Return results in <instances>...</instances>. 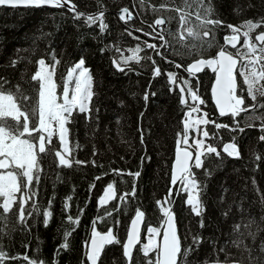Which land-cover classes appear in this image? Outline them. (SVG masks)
<instances>
[{
  "label": "trees",
  "instance_id": "trees-1",
  "mask_svg": "<svg viewBox=\"0 0 264 264\" xmlns=\"http://www.w3.org/2000/svg\"><path fill=\"white\" fill-rule=\"evenodd\" d=\"M72 5H75L76 12L88 15L102 12L107 28L100 31L98 20L89 26L84 17L74 19L75 13L68 10ZM161 5L165 7L161 8ZM212 5L214 13L211 18L224 23L213 29L214 39L209 37L196 42L187 36L178 41L175 35L179 14L173 9L181 6V0H71L68 7L59 9L0 7V78L7 81L5 91L15 90L14 86L18 85L22 94L30 97L27 101L29 109L35 106L39 82L32 77L39 70L38 61L43 59L46 65H51L55 57L59 61L54 70L59 93L67 83L69 71L81 59L93 77L94 93L92 111L79 113L74 109L71 121L66 124L68 145L72 151L71 155H65L70 161L83 163H72L71 167L59 165L58 158L51 154L60 149L59 136L53 133L52 142L48 144L47 134L44 133L49 154L38 156L42 171L39 184L34 179L31 186L36 195L24 205L27 226L17 218L21 195L18 192L4 226L0 227V249L7 253L3 264H29V261L89 264L86 245L94 228L102 234L111 229L120 241L106 247L99 264H126L123 245L136 210L140 209L146 216L144 243L150 228H163L166 217L157 201L165 198L171 200L170 209L176 217L182 250L192 246L193 236L202 238L196 250L188 254L187 264L201 253L205 254L202 264L225 262L232 248L228 234L234 227L229 213L234 203H229L228 193L235 184L242 209L252 225L246 246L261 261L264 260V251H261L264 247V141L259 139L264 134L260 131L264 124V109L241 112L235 120L239 121L244 131L224 128L221 139L213 124L208 126V141L221 156L217 158L215 154H208L207 158H202V168L192 169L203 188L200 193L204 209L201 216H196L186 206L187 195L172 187L171 171L166 180L162 173L166 161L172 162L175 158L177 140L184 136L183 120L189 110L181 103L179 88L170 82L169 73L175 74L177 81L189 80L194 90L199 85L205 101L203 109L209 120L227 124L230 128L236 126L232 116L219 117L212 103L210 90L214 75L205 71L194 77L185 68L198 59L215 56L221 47L226 48L224 39L231 34L226 25L238 26L246 20L255 22L264 18V0H212ZM154 8L160 10L154 11ZM123 9H129L135 19L121 20L118 13ZM158 18L166 21L164 28L167 31L162 33L163 39L153 34V29H156L154 22ZM261 32H264V26L251 34L253 40ZM241 39L240 47L244 44L242 35ZM209 40L211 46L207 42ZM147 44H155L159 54L147 48ZM137 47L141 49L138 53L135 52ZM236 50L231 52L235 54ZM134 56H150L151 60L141 59L137 63ZM125 59L126 65L123 63ZM114 60L119 61L125 71H119ZM177 64L181 67L177 68ZM155 67L160 69V75L154 76ZM237 77L238 95L245 97L243 107H248L252 101L247 97L246 86L238 72ZM146 93L147 101L144 99ZM97 97L99 104L95 103ZM262 100L264 98L258 97L257 103ZM188 101L189 104L194 103L189 96ZM35 124L36 121L30 119V128ZM101 130L110 133L99 141L98 146L108 156L118 159L120 164L117 169L122 175L113 172L101 159L102 155L94 150L93 141ZM40 134L33 133L34 136ZM213 134L218 138H211ZM123 136L128 147L125 152L118 143ZM84 137L93 140L89 146L83 142ZM25 138H28L27 135ZM141 139L148 143L149 151L140 159L143 152L139 143ZM233 139L240 151L239 159L222 151L223 145ZM9 170L12 169H0V172ZM137 171L141 175L135 181V198L129 196L127 203L120 202L119 197L131 192L133 186V177L127 173ZM107 174H113V177L104 183ZM109 184L113 185L117 197L109 205L101 207L99 201L102 194H96L95 189L99 187L103 191ZM33 204L39 211L33 210L29 214ZM45 211L52 213L47 226L44 224ZM69 216L73 220L79 219V224L69 221ZM66 231L71 232L68 249L61 247ZM141 249L142 246H139L135 251L131 264H145L146 258ZM25 256L28 260L24 259ZM149 256L154 257L155 252H149Z\"/></svg>",
  "mask_w": 264,
  "mask_h": 264
},
{
  "label": "snow or ice",
  "instance_id": "snow-or-ice-1",
  "mask_svg": "<svg viewBox=\"0 0 264 264\" xmlns=\"http://www.w3.org/2000/svg\"><path fill=\"white\" fill-rule=\"evenodd\" d=\"M143 2V0H142ZM66 4H71V0H0V6H7L11 8H17L19 6L40 8L44 6H50L54 8H63ZM165 7L161 5V8ZM69 11L74 12V19H80L84 17L85 23L91 26L97 20L99 21L100 31H104L107 25L103 21V13L99 15H88L85 13L76 12L75 5H72ZM158 11L160 9H153ZM179 16V27L176 30L175 35L178 41L185 39V36L191 38L194 42L203 41L205 38L212 37L213 29L223 25V21L219 19H212L214 13V7L212 0H181V6L174 8ZM123 13L131 16L128 9H123ZM124 19V15L120 17ZM171 19V18H170ZM155 25L165 26L166 21L163 18L155 20ZM211 26V27H210ZM264 26V18L257 21L246 20L241 25L234 26L231 24L226 25L231 30V34L225 37V44H230L232 48L237 49L233 54L221 47L215 58L211 59H199L190 66L185 68V71L192 74L194 72L201 71L204 67H208L216 74L215 86L212 88V95L215 99L217 108L221 116L230 114L235 123L234 128H230V131L243 132L244 128L240 127L239 121L235 120L241 112L256 111L264 109V100L257 103V98H264V32L255 35L254 40L252 33L258 28ZM243 29V32H241ZM155 31V28L153 29ZM167 31L166 28L161 29V33ZM160 35L163 39V35ZM131 35V33H129ZM173 33H169L172 35ZM147 35V34H146ZM241 35L244 37V44L237 48ZM214 39V37H212ZM211 46V40L207 41ZM166 43V42H165ZM147 48L157 51L159 49L155 44H147ZM195 47V43L193 44ZM247 51H244V50ZM141 49L137 47L135 52H140ZM133 59L138 63L141 59L151 60V57L134 56ZM238 61L240 66L237 69ZM113 63L119 69V71H125L124 67H121L120 62L114 60ZM127 64V59L123 61ZM155 64V61H152ZM15 64V62H13ZM59 61L53 57V63L46 65L43 59L38 61L39 70L33 75L32 79L39 82L38 101L35 106L30 109L27 106V101L30 97L25 96L20 91L19 86H14L15 90L9 89L5 91L7 81L0 78V169H12L6 172V174H0V227L4 226V222L7 220V213L10 211L11 206L16 201V193H20V204L18 207V221L27 226L28 217L25 216V203L36 195L35 189H33L32 183L35 179L36 184H39L40 172L42 168L38 163L39 154H49V150L46 149V137L44 133H47V143L52 142V124L58 125V136L60 149L55 150L53 153L58 158V164L71 167L72 163L81 164L82 161L68 160L62 153L71 155V149L69 148L67 141L68 129L66 124L71 121V116L74 109L79 113H90L92 109L89 107L91 98L94 95L92 91L93 77L90 70L84 67V60L81 59L74 67L69 71V82L74 78V94L69 99V89L65 85L63 90V102L58 103V97L56 95V84L53 82V75L56 65ZM177 68L181 65L177 64ZM51 69V70H49ZM242 77L243 85L246 86L247 97L250 98L252 103L248 107H242L245 104V97L243 95H237V78L236 73ZM155 75H160V69L154 68ZM169 80L172 84L180 89L181 103L189 108L184 121V136L177 140V155L175 159V166L171 183L176 185L177 180H180V191L187 193L186 204L191 206V210L196 216H201L203 213V204L200 200V193L203 188L200 182L196 179L195 173L192 168L200 169L203 167L204 161L201 157H208V154H215L217 158H220L221 153L217 151V148L211 144L205 146L204 139H197L192 145H188V130L192 125L188 123V118L193 113L200 112L199 104H204L205 101L199 96V85L197 84L195 90L189 80L182 79L177 81L175 74L169 73ZM183 84V86H181ZM185 93L191 98L192 102L199 101V104H189ZM154 95V93H153ZM145 101L148 100L147 93L144 96ZM259 118V117H258ZM30 119L35 120L34 127L29 126ZM215 125L216 129L229 128L227 124H217L215 121L207 119V113H204L203 118L194 121V124H209ZM252 127L253 125H247ZM202 133L203 138H209V132L207 130H199ZM261 133H264V124L260 128ZM39 132L40 135H33V133ZM27 135L28 138H25ZM211 138H218L215 134ZM259 139L264 141V134L260 135ZM143 143V139H141ZM188 145L189 148L196 149V156L193 160L192 152L187 148L181 149L180 144ZM222 151L229 157L240 158V151L235 143V139L232 142L223 145ZM258 158V157H257ZM95 165V161H93ZM117 175H122L119 169H114ZM133 177V186L131 192H125L119 197V201L127 203V197L136 196V179L140 177V172L127 173ZM99 179V177H97ZM109 191L105 193V198L101 199L99 203L103 205L106 199H115L113 193V185H108ZM110 193H112L110 195ZM171 189L169 191V197H171ZM171 204V200L165 201ZM160 204V201H157ZM39 211L33 204L29 210L31 212ZM111 215V211L108 212ZM52 215L51 211L44 212V224L47 226L48 218ZM163 215L166 219L163 221L166 225V229L163 234L161 244L158 246L154 241L149 242L141 249L142 255L146 258L145 264H187L188 254L196 250V246L202 243V238L199 236H193L192 246L186 249L181 248V242L175 227V214L170 208L163 210ZM144 216L143 211L136 210V219L132 222L133 232L129 235L128 241L123 245V254L126 258V264H130L132 259V247L135 239V228L137 222ZM73 224H79V219L73 220L71 216L67 217ZM201 227L203 223L201 222ZM239 225L234 226V230H238ZM150 234L159 235L157 228H150ZM71 235L70 231H66L64 235V242L61 247L64 249L69 248L68 238ZM119 244L120 241L113 234L110 229L106 234L101 235L99 232L93 231V238L90 243L86 245L87 252L86 257L90 264H99L100 256L105 244ZM242 240L234 241L233 244L236 248L240 249ZM155 252L154 257L149 256V252ZM244 251L249 252L251 250L245 247ZM264 251V247L261 248ZM7 258V253L0 249V264ZM18 257H14L16 259ZM28 260V257H24ZM29 264H43L42 261H29ZM217 264H227V262H217ZM231 264H242L239 260H233Z\"/></svg>",
  "mask_w": 264,
  "mask_h": 264
},
{
  "label": "rangeland",
  "instance_id": "rangeland-1",
  "mask_svg": "<svg viewBox=\"0 0 264 264\" xmlns=\"http://www.w3.org/2000/svg\"><path fill=\"white\" fill-rule=\"evenodd\" d=\"M49 70H51V69H49ZM52 79H53V82L55 83L54 75H53ZM66 85H67V87L69 89V99H71L73 94H74V85H75L74 78H73V80L71 82H69V77H68ZM63 90H64V88H63ZM55 91H56L57 97L59 98L57 102L58 103H62L63 102V91L61 93H59L57 89ZM199 96H200L201 99H203L200 91H199ZM99 100H100L99 97H97L95 102L98 103ZM187 112L185 113V116H184L183 127H184V121H185ZM204 113H206V112L200 109V112L193 113L192 116L190 118H188V123L190 125H192V127L189 128L188 133H187V135H188V145H192L195 142V140H197V139H204L205 146H207L208 144H211L208 141V138H203L202 137V133L200 131H198V129L199 130H207L208 131V126L212 125V124L211 123L206 124V125L205 124H199V125L194 124V121L203 118ZM91 116H92V114H91ZM207 119H208V117H207ZM216 123L217 124H223L221 122H216ZM213 126L215 127L214 124H213ZM66 128H67V125H66ZM215 129H216V127H215ZM225 129L229 130L230 127L229 128H225ZM225 129L224 128H220L218 130L217 129L215 130V132L219 135V139L222 138V135L225 133ZM52 132L58 134V125L55 124V123L52 124ZM109 133L110 132L106 133V131L103 132V130H101L99 136L97 138H95L94 141L92 139H88V138L84 137L83 138V142L87 146H89V144L92 143V141H93L95 143L94 144L95 146H93L95 152L96 153L98 152V154H101L102 155L101 159L103 161L107 162L108 165L110 166V168L112 170H114V169H117V167H119L120 162L118 163V159L116 157L113 159L112 157L108 156L107 152L103 151L98 146L100 144L99 141H103L109 135ZM105 135H106V137H105ZM67 141H68V136H67ZM118 143L122 146V149L124 150V152H125V149H128L126 137H124V136L121 137L119 139ZM139 143L142 146V150H143V152H141V157H140V159H141L145 155V153L147 151H149V145H148V143H144V142L141 143V141H139ZM188 145H185V144L182 143L181 147H188ZM192 149L196 152L195 148H192ZM64 154H66V153H64ZM196 154H197V152H196ZM202 158H203V156L201 157V159ZM131 160H133V159H131ZM134 160H137V159H134ZM173 161L170 162L169 160H167L166 164L163 166L164 168L162 170V173L164 175V179L165 180L168 179V177H169V173L171 171L170 164H173ZM6 172H0V174H6ZM103 181L106 182V179H104ZM226 181H228V180H226ZM175 187L178 188L179 192L188 195L187 193H185L183 191H180V183L178 185H176ZM236 188H237V184H235L231 188V191L228 193V200H229V203L230 202L234 203L233 208H231V212H229V213H230V218H232L231 220H233L232 223H234L233 226L239 225V229L238 230H234V227H233V229H230V233L228 234V238H229L230 242L232 243L231 244L232 248H231V251H230V253H229L228 257H227V262H228L227 264H231V262L233 260H239V261L242 262V264H264L263 263L264 260L261 261L253 253H251V255L249 256V252L243 250L245 247H247L246 246V242H247V240L249 238L252 225H251L250 221L247 219V217L245 216V213H244V211L242 209V206H241L240 198L237 195L238 193H236L238 191V189H236ZM100 191H101L100 188H96L95 189V193H98ZM166 200L167 199L165 198L159 204L160 209H161L162 212H163L164 209H168V208L171 207L170 204L165 202ZM186 206L191 209V206H189L187 204H186ZM161 233H162L161 229H159V235L150 234L149 231H147L146 236H145V242L142 244V248H143L144 245L149 244V242L151 240V241L155 242V244L157 245V249H158V246L160 245V242H161ZM238 240H242L243 241V243L241 244L240 249L236 248L234 246V244H233L234 241H238ZM150 252H151V250H150ZM200 255H201V258H200ZM204 255H205L204 253H201V254L197 255L195 259L191 258L188 264H202L203 260H201V259H202V257L204 258Z\"/></svg>",
  "mask_w": 264,
  "mask_h": 264
},
{
  "label": "water",
  "instance_id": "water-1",
  "mask_svg": "<svg viewBox=\"0 0 264 264\" xmlns=\"http://www.w3.org/2000/svg\"><path fill=\"white\" fill-rule=\"evenodd\" d=\"M0 7H7V6H0ZM64 7H68V4H66ZM7 8H11V7H7ZM17 8H22V9H25V8H33V7H24V6H19V7H17ZM40 8H48V9H59V8H54V7H50V6H44V7H40ZM13 9V8H12ZM128 11H129V13H131L130 12V10L128 9ZM121 15H124V19L123 20H134L135 19V16L131 13V16H128L127 14H125V13H123L122 12V10L118 13V16L119 17H121ZM121 19V18H120ZM122 20V19H121ZM156 27H158V28H164L165 26H157L156 25ZM224 43H225V39H224ZM240 45H241V38H240V40H239V43L237 44V48H239L240 47ZM225 47L226 48H230V49H232V50H235V48H232V46L230 45V44H225ZM217 56V54L215 55V56H213V57H209V58H203V59H211V58H215ZM199 60V59H198ZM197 61V60H196ZM196 61H194V62H196ZM194 62H192L191 64H193ZM191 64H189V65H187V66H190ZM239 66H240V62L238 61V64H237V69L239 68ZM205 71H209L211 74H213L214 75V80H213V83H212V86H211V90H210V94H211V100H212V103H213V105H214V107H215V109H216V111H217V114L219 115V117H221V118H227V117H229V116H231L230 114H226V115H223V116H221L220 115V113H219V109L217 108V106H216V103H215V99H214V97H213V95H212V88L215 86V79H216V74L215 73H213L212 72V70L210 69V68H208V67H204L201 71H199V72H194V73H192V74H190V73H188L187 71V73L188 74H190V75H192V76H195V77H197V76H200L201 74H203ZM238 72V71H237ZM236 78H237V91H238V87H239V83H238V77H237V73H236ZM179 88V87H178ZM179 92H180V89H179ZM237 95H238V93H237ZM185 96H186V98H187V93H185ZM243 107V106H242ZM181 149H185V148H187V147H180ZM189 151H191L192 152V158H193V160L195 159V156H196V153L194 152V151H192L191 149H189V148H187ZM63 154V153H62ZM64 155V154H63ZM176 155H177V151H176V154H175V158H174V161H173V164H172V170H171V178H172V175H173V170H174V166H175V159H176ZM65 158L66 159H68V160H70L69 158H67L66 156H65ZM180 183V180L178 179L177 180V182H176V185H178ZM172 184V183H171ZM175 185V186H176ZM173 186V185H172ZM174 187V186H173ZM113 193H114V195H115V197H116V193H115V191H113ZM112 193H110V195H111ZM105 198V195L103 196V199ZM111 200H113V199H106V202L103 204V205H106V204H108V203H110V201ZM101 205V204H100ZM102 206V205H101ZM136 219V216L132 219V221H131V223H130V226H129V230H128V234H127V240H126V242H125V244L127 243V241H128V237H129V235L133 232V228H132V222H133V220H135ZM145 222H146V216H145V214H144V216L137 222V224H136V228H135V239H134V241H133V247H132V259H131V261H130V264L132 263V260H133V256H134V254H135V251L138 249V247L142 244V238H143V232H144V226H145ZM174 223H175V227H176V231H177V234H178V236H179V233H178V228H177V224H176V217H175V221H174ZM165 229H166V225H165V227H164V230H163V234H164V231H165ZM96 231V232H99L98 230H97V228H94L93 229V231ZM100 233V232H99ZM101 235H104V234H102V233H100ZM106 234V233H105ZM114 234V233H113ZM93 238V232H92V236H91V238H90V241H91V239ZM163 239V238H162ZM179 239H180V237H179ZM90 241H89V243H90ZM114 244V243H113ZM110 245H112V244H105V246H104V248H103V251H102V253H101V256H100V258L102 257V255H103V253H104V251H105V249H106V247L107 246H110ZM126 259V258H125ZM89 262V261H88ZM90 263V262H89Z\"/></svg>",
  "mask_w": 264,
  "mask_h": 264
},
{
  "label": "flooded vegetation",
  "instance_id": "flooded-vegetation-1",
  "mask_svg": "<svg viewBox=\"0 0 264 264\" xmlns=\"http://www.w3.org/2000/svg\"><path fill=\"white\" fill-rule=\"evenodd\" d=\"M98 188H99V187H98ZM100 189H101V191L98 192L97 194H99V193H100V194H103V192L105 191V190L102 191V188H100Z\"/></svg>",
  "mask_w": 264,
  "mask_h": 264
},
{
  "label": "built area",
  "instance_id": "built-area-1",
  "mask_svg": "<svg viewBox=\"0 0 264 264\" xmlns=\"http://www.w3.org/2000/svg\"><path fill=\"white\" fill-rule=\"evenodd\" d=\"M155 32H156V34H158V33H160V32H158L157 30H155ZM162 34V33H161ZM163 35V34H162ZM160 36V35H159Z\"/></svg>",
  "mask_w": 264,
  "mask_h": 264
}]
</instances>
